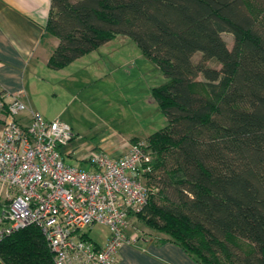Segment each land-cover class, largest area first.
<instances>
[{
    "label": "trees",
    "instance_id": "1",
    "mask_svg": "<svg viewBox=\"0 0 264 264\" xmlns=\"http://www.w3.org/2000/svg\"><path fill=\"white\" fill-rule=\"evenodd\" d=\"M46 29L50 69L119 35L164 78L152 97L167 123L145 140L154 192L136 218L199 264H264V0H50ZM0 260L52 253L27 226Z\"/></svg>",
    "mask_w": 264,
    "mask_h": 264
},
{
    "label": "built area",
    "instance_id": "2",
    "mask_svg": "<svg viewBox=\"0 0 264 264\" xmlns=\"http://www.w3.org/2000/svg\"><path fill=\"white\" fill-rule=\"evenodd\" d=\"M0 117V181L7 190L0 206V241L34 226L52 253V264H116L118 249L137 238L127 233L128 218L154 192L146 141L128 143L119 157L87 152L83 161L92 168L84 170L67 164L61 152L73 138L65 122L44 118L18 98L5 102L2 94ZM96 224L108 228L101 245L89 238Z\"/></svg>",
    "mask_w": 264,
    "mask_h": 264
},
{
    "label": "crops",
    "instance_id": "3",
    "mask_svg": "<svg viewBox=\"0 0 264 264\" xmlns=\"http://www.w3.org/2000/svg\"><path fill=\"white\" fill-rule=\"evenodd\" d=\"M49 11L50 0H0V94L3 100L10 102L18 98L27 109L48 120L56 119V115H140L111 109L109 101L97 104L82 100L83 85L91 84L98 77L95 76L98 69H87L84 75L79 76L80 79L73 73L71 79H65V68H85V60L94 61V50L74 60L68 67L53 70L47 66L58 45V39L46 29ZM117 37L120 36L113 40ZM20 119L26 121V113L20 115ZM131 140L117 147L101 144L100 151L119 157ZM69 143L61 149L65 162L90 170L92 167L87 162L86 167H82L84 154L74 156V150L68 148ZM6 200L7 190L0 181V206ZM159 239L149 238L122 245L115 257L116 264H199L179 246Z\"/></svg>",
    "mask_w": 264,
    "mask_h": 264
},
{
    "label": "rangeland",
    "instance_id": "4",
    "mask_svg": "<svg viewBox=\"0 0 264 264\" xmlns=\"http://www.w3.org/2000/svg\"><path fill=\"white\" fill-rule=\"evenodd\" d=\"M223 39L230 48L232 38L223 35ZM92 53L93 62H86L83 58L90 66L86 64L85 68L78 70L65 68V79H71L72 73L80 79L79 76L84 75L87 69H98L95 73L98 77L91 84L83 85L82 100L97 104L109 101L112 103L111 109L127 114L137 112L140 115H56L72 130L73 138L68 148L74 150V156L87 152L99 153L101 144L117 147L133 137L146 140L147 136L167 123L152 97V89L160 86L164 78L133 41L120 36ZM86 165V162L82 163V167ZM128 225L127 233L137 235L135 241L162 237V234L150 230L136 216L128 218ZM107 236L108 228L101 224L94 225L89 231V238L99 245L106 241Z\"/></svg>",
    "mask_w": 264,
    "mask_h": 264
}]
</instances>
